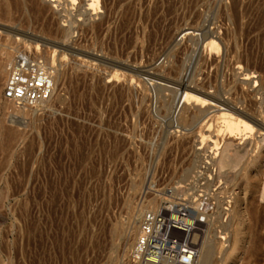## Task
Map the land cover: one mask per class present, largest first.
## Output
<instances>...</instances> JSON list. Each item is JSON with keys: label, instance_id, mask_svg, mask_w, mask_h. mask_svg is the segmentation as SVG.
<instances>
[{"label": "rangeland", "instance_id": "rangeland-1", "mask_svg": "<svg viewBox=\"0 0 264 264\" xmlns=\"http://www.w3.org/2000/svg\"><path fill=\"white\" fill-rule=\"evenodd\" d=\"M51 5L0 0L5 63L37 50L56 88L11 118L2 82L0 264H122L149 181L189 179L202 162L233 202L226 223L218 212L204 239L194 234L196 264H264V201L242 202L240 167L217 179L227 144L233 155L264 145V0ZM224 123L246 125L245 135H221Z\"/></svg>", "mask_w": 264, "mask_h": 264}, {"label": "built area", "instance_id": "built-area-1", "mask_svg": "<svg viewBox=\"0 0 264 264\" xmlns=\"http://www.w3.org/2000/svg\"><path fill=\"white\" fill-rule=\"evenodd\" d=\"M214 175L212 165L202 162L189 179L167 184L151 179L138 205L144 209L135 247L125 251L122 264H196L200 244L194 234L204 239L218 212L220 223L230 217L231 202L219 193L221 184L212 183Z\"/></svg>", "mask_w": 264, "mask_h": 264}, {"label": "bare ground", "instance_id": "bare-ground-1", "mask_svg": "<svg viewBox=\"0 0 264 264\" xmlns=\"http://www.w3.org/2000/svg\"><path fill=\"white\" fill-rule=\"evenodd\" d=\"M58 1L59 0H45V2H47L48 4H52V5ZM15 38L17 40H19V38H17V37H15ZM9 49H7V50L5 49V50H3L4 52H0V89L2 86V82L5 80L4 81L5 83H4V94H3V96H4L5 102L8 105V109H7L8 113L12 114L11 118H14V115L16 117L18 114H20V115L22 114L25 116V115H28L30 113L37 111L38 108L41 107V104L45 106L50 101L51 96L53 95L52 93H54L56 91V88H55V79H54V74L52 72V68H50L49 65H47L45 57L39 51L36 50L35 52H31V51H26V50H22V49L16 50V52L14 53V56L11 59L10 63H9L8 59H7L8 63H5V61H6L5 57L7 56V58H10V56H11V51H9ZM46 58H47V55H46ZM150 75L151 74H149V76ZM56 83H57V81H56ZM7 90L11 91V95L8 96L6 94ZM182 103H183L182 107H184L185 99H184V102H182ZM182 107H181V110H182ZM179 115H180V112L178 113L177 117H179ZM9 118L10 117L8 116V119ZM263 121H264V118H263V120H259V122H263ZM240 122L243 123L244 120H240ZM259 122H257V124ZM263 124H264V122H263ZM258 125L260 126L259 128H261V131L259 134V137L261 138L260 143L264 144V125H262L261 123ZM240 126H241V124L238 126V129H237L234 125L232 126L231 123H229V124L224 123V125L222 127V129L224 128V130H222L220 128L221 129L220 131H222L221 135L225 131H227L231 134L233 133L235 135L236 134L245 135L244 134L245 132H242V131H245L244 127L246 125L242 124V126L241 127ZM253 134H254V132H253ZM243 137L245 138V136H243ZM249 138H250V136H249ZM252 138H253V136H252ZM257 139H258V137H257ZM227 145H228V147H227L228 149H229V147H232V146H229V144H227ZM227 148H225L226 151L224 149L219 154V157L217 159V169H218V177H219L217 179H219L221 181L223 179L230 180L231 176L229 177L228 173L224 174V173H222V171L224 169L232 170V169L240 167V173L238 175L245 176V180H244L245 181V183H244L245 187H244L242 202H245V203L247 201L251 202L254 199H256L257 201H261V202L264 201V145H262L258 148H253L251 150H247V151L243 152V154L234 153V155L228 153ZM235 151H237V150H235ZM229 152H231V151H229ZM216 154H218V153H216ZM246 157L247 158L249 157V159L251 161L249 163L244 164V159H246ZM238 182H240V181H238ZM239 202H240V199L238 197L234 198L235 206ZM233 208H234V211H236L235 207H233ZM263 209H264V206H263ZM234 211L232 210V212H231L232 216L236 214V213L234 214ZM231 222H233V221H231ZM236 236L238 239L236 242V248H238L239 238H240V236H242V229L238 231ZM135 242H136V240H135ZM197 260H198V258H197Z\"/></svg>", "mask_w": 264, "mask_h": 264}]
</instances>
